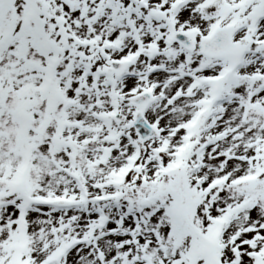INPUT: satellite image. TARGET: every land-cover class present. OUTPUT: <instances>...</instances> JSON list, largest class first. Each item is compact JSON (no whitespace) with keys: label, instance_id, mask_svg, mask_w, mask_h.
<instances>
[{"label":"snow or ice","instance_id":"obj_1","mask_svg":"<svg viewBox=\"0 0 264 264\" xmlns=\"http://www.w3.org/2000/svg\"><path fill=\"white\" fill-rule=\"evenodd\" d=\"M0 264H264V0H0Z\"/></svg>","mask_w":264,"mask_h":264}]
</instances>
